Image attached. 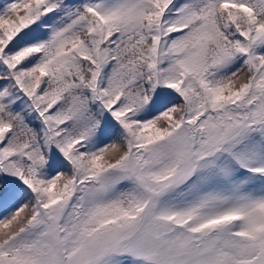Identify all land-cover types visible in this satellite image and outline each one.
<instances>
[{
    "label": "snow or ice",
    "instance_id": "obj_1",
    "mask_svg": "<svg viewBox=\"0 0 264 264\" xmlns=\"http://www.w3.org/2000/svg\"><path fill=\"white\" fill-rule=\"evenodd\" d=\"M0 264H264V0H0Z\"/></svg>",
    "mask_w": 264,
    "mask_h": 264
}]
</instances>
